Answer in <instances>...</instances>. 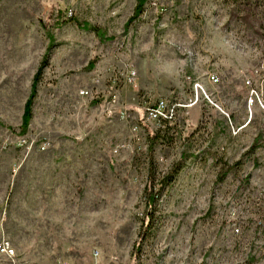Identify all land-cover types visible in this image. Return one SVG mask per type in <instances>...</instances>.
<instances>
[{
  "label": "rangeland",
  "instance_id": "1",
  "mask_svg": "<svg viewBox=\"0 0 264 264\" xmlns=\"http://www.w3.org/2000/svg\"><path fill=\"white\" fill-rule=\"evenodd\" d=\"M262 3L146 0L125 27L135 0H0V221L13 264H264ZM157 99L171 119H146ZM223 163L236 164L219 181ZM149 166L158 194L137 246Z\"/></svg>",
  "mask_w": 264,
  "mask_h": 264
},
{
  "label": "trees",
  "instance_id": "2",
  "mask_svg": "<svg viewBox=\"0 0 264 264\" xmlns=\"http://www.w3.org/2000/svg\"><path fill=\"white\" fill-rule=\"evenodd\" d=\"M146 0H135V4L133 7V11L131 16L128 18L127 22L125 23V27H127L131 22H133L134 20H136L139 15L142 13L143 11V4ZM248 1V0H246ZM262 5L264 8V0H262ZM83 26L86 27L87 29L92 30L93 32H95L97 35H102L103 31L100 30L99 28L89 25L87 23H83ZM93 64V61H90L88 64V68L91 67ZM45 65V61L42 62V64L40 65V67H38L36 73L33 75L31 82H30V89H29V93L28 96L24 102L23 105V109H22V114H21V118H20V124H19V133L20 134H24L27 130V127L29 125V121L31 119V107H32V103H33V99L36 95V90H37V85L40 79V72H41V68ZM263 137V133L262 132H258L252 139V142L250 144L248 153H251L252 150H254L255 148H257L259 146V141L262 139ZM224 165H226V169L224 171H222L221 173H219L217 175V180H221L223 179V177L225 176V174L232 168L235 166L236 163H233L231 165H227L226 163H223ZM181 166V162L180 160L177 161L176 163L173 164L172 168L170 169L169 172H167L166 174H164L163 176L160 177V179L158 180V183L160 186L166 185L168 184L174 177L175 173L178 171V169ZM155 177H154V172H153V168L151 166H149L148 168V173H147V184L144 187V197H145V210H144V220H143V224L141 225L140 231L138 232V239H137V246L138 244L146 237V235L150 232V225H151V220L153 218V214H154V208H153V204L155 202V198L157 197V190L154 189V183H155Z\"/></svg>",
  "mask_w": 264,
  "mask_h": 264
},
{
  "label": "built area",
  "instance_id": "3",
  "mask_svg": "<svg viewBox=\"0 0 264 264\" xmlns=\"http://www.w3.org/2000/svg\"><path fill=\"white\" fill-rule=\"evenodd\" d=\"M131 76L133 73H130ZM207 78L210 82L216 83L218 81V77L215 73H208ZM244 85L250 87L251 82L249 78L244 79ZM197 88H199L197 86ZM250 96L254 95L252 89H250ZM252 97L249 98V103H252ZM143 112L148 121H166L167 119H171L174 113V107L167 106V103L164 99H157L152 104H147L143 107ZM0 256L4 257L5 259L9 260L11 264H13V256H14V249L10 243V241L5 237L2 223L0 221Z\"/></svg>",
  "mask_w": 264,
  "mask_h": 264
}]
</instances>
